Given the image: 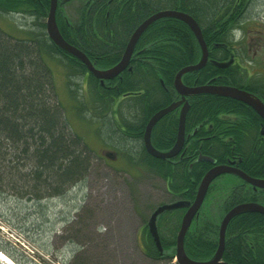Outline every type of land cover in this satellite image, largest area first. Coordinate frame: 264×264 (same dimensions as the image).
Returning a JSON list of instances; mask_svg holds the SVG:
<instances>
[{"label": "rangeland", "instance_id": "1", "mask_svg": "<svg viewBox=\"0 0 264 264\" xmlns=\"http://www.w3.org/2000/svg\"><path fill=\"white\" fill-rule=\"evenodd\" d=\"M21 4L14 6V10L9 14L0 13L1 29L7 35L18 38L40 35V31L32 26L34 21L18 11ZM80 5L81 2L76 0L64 7L70 20L78 21V13L76 16L74 13ZM45 20L47 21V16ZM43 54L45 63L51 70L57 100L70 125L69 130L72 129L84 141L81 146L86 145L87 149H90L92 157L89 161V171L83 180L74 185L57 180V177H51L48 172H44L41 180L46 183L34 180L31 181L32 187L26 179L31 174L35 160L31 153L33 151L29 150L26 142L31 141V138L24 133L30 125L22 127L23 140L26 141L20 145L19 150H16L19 146L15 148V145L0 133V214L8 223L23 230L26 236L49 256H35L33 259L1 235L0 249L17 264L177 263L175 258L169 261L148 256L142 240L141 226L147 223L158 205L176 201L180 196L167 185L164 177L155 173L141 159L131 160L129 155H124L121 151L119 155L116 153L112 156V160L97 155V152L103 153L107 148L100 137L104 135L106 128L114 123H124L123 119L126 118H129L131 123L137 121L134 115L138 111L133 110L130 113L125 109L128 107L126 99L113 103L112 107L117 106L116 112L104 110L100 103L107 107L106 104L99 101L94 93L91 94V88L89 93L81 74H66V70L72 67L66 63L64 55ZM23 60L27 61L26 58ZM28 74L24 72V75ZM43 99L47 102L49 98L45 96ZM20 111L22 112L21 109ZM117 119L121 122L116 121ZM115 128L113 127L110 134H114ZM35 131L41 134L39 129L36 128ZM131 145L134 144H129V148ZM118 147H115V150H118ZM12 167L14 170H11ZM39 174L37 173V176ZM229 176L231 175L223 174L214 180L191 231H194L198 224L201 225V222L219 225L225 212L224 203L230 195ZM59 190L62 192L51 196ZM170 211L163 214L160 223L161 232L167 239L177 234L184 213L179 208ZM172 246L171 250L175 252L176 243ZM0 264L7 262L0 258Z\"/></svg>", "mask_w": 264, "mask_h": 264}, {"label": "trees", "instance_id": "2", "mask_svg": "<svg viewBox=\"0 0 264 264\" xmlns=\"http://www.w3.org/2000/svg\"><path fill=\"white\" fill-rule=\"evenodd\" d=\"M8 1L10 0H0V4L4 2L9 3ZM12 1L17 2V0ZM98 1L97 4H92L91 17L94 10L98 12L100 9V2ZM105 1V8H103L101 14H94V18H97L96 26L98 25L101 28H106L107 31L110 32L114 31L112 39L117 43L115 45L118 47L127 42L129 35L133 31L129 30V24H132L136 20L138 24L139 21L148 16L150 13L162 8L185 9L189 10L193 14H198L201 21L206 22V28L209 30L208 32H210L211 38L216 28L210 23V21L214 18L215 23H217L216 15L221 16L222 14L219 13V10L222 7L224 9L227 6L225 4L227 2L219 3L215 0L211 2L209 1L207 4H213V8L209 7V10L207 9L208 12L201 10V12L195 13L194 8H201L203 6L201 0H113L111 3L107 0ZM0 11H2V9H0ZM86 23L87 20H80L76 22V26H84ZM89 25L88 26L91 28L96 27L93 22ZM181 26H183V24L180 22L176 24L169 22H155L151 25L148 31L144 34V38L145 40L148 39L147 41L149 44L150 42L152 44L151 46H148L149 49L140 52L142 55L140 58L143 59V63L148 60L149 62L152 61L153 65H145L143 69L136 71L134 74L137 75L134 78H125L121 81L122 83L117 82V87L115 89L121 88L122 92H134L135 90L130 87H136L140 90L143 86L147 89L152 87L155 96H157L161 91V83L158 74L163 76V80H165L167 84L169 83L172 85L175 71L183 66L182 62L190 64L195 60V56H197V51L191 52L188 50L190 46L189 38L186 34H184ZM81 30L84 31L88 29L86 27H82ZM81 30L79 31V34L82 32ZM42 31H40V35H36V43H33L34 40H31V43L24 41L28 38L22 39L23 41L20 39L22 42H13L8 39L9 34L7 35L0 28V133L5 134L6 137H4L10 140L16 148L24 137L19 124H22V126H32L25 131L27 137L31 138V141H26L27 146H39L36 151L34 150L31 152L35 160V164L34 168L30 171L31 174H29L26 179L31 183L32 187L33 184L31 181L37 179L38 181L41 180V176L36 178L37 173L45 174L44 172H48L51 177L52 175L57 177V180L74 185L79 182V180H83L88 174L87 172L89 171L90 166L89 161L92 155L89 153L86 145L83 144L84 147L81 146V138L69 130L68 121L63 114L61 104L58 100L56 99L58 103L53 104L51 103L52 96H47L49 92H55L53 86H51L52 78L49 66L46 63L40 66L37 65V63L32 59V56L35 54L34 50L36 51V49L42 54H62L66 57L69 67L72 68L78 63V61L77 59L63 53L62 50L48 38L45 28H43ZM62 34L66 39H68L67 36H72L66 35L65 33ZM79 34L74 36H78ZM76 45L78 47L81 46L80 43H77ZM121 54L122 50L118 54V58H120ZM23 58H26L27 61L23 60ZM162 59H174L175 67L172 66L171 63L167 64V62L165 65H161L163 63ZM153 68H159L162 72L155 71ZM169 68H173L174 71L169 72L167 70ZM150 69L153 71L147 73ZM214 70H216L214 64L204 66L202 69L194 71L196 73L193 74V79L197 83L206 82L205 80L209 79L214 74ZM24 72L29 74L24 75ZM199 74L203 76V79L199 76ZM147 77L149 80H147ZM99 82V79L89 73L87 84L92 90L91 94L94 93V95H96L95 97L99 101L104 102L108 107L112 102V98H110V96L109 98H106L102 97L103 95H97L99 93L98 90L104 91ZM149 82H152L153 85H150ZM185 82L188 83L186 80ZM45 86L46 89H44ZM45 90L46 92H44ZM162 91L163 95H167L166 100L162 101V95L157 99V101H152L149 110H140V112L151 114L152 110L159 108L163 105L162 103H168L170 100V93L164 90ZM106 92L107 91H104V94ZM45 96L46 98H49L47 99V102L43 99ZM142 96H144L143 93L135 96L130 95L129 97L140 99ZM208 99L209 100H206L197 106V108L200 109L199 112L203 115L211 114V111L207 112L205 110L207 108L217 107L216 110H222L223 106L229 105L225 102H230L227 98L226 100L221 98ZM92 100L94 101L95 99ZM15 121H17L18 124ZM123 121L125 125L133 127L135 125L138 126L142 120L138 119L137 121L131 123V120L126 118L123 119ZM171 127L174 129H164L162 133L171 137L176 132L175 123L172 124ZM36 128L39 129V133L41 134H38L35 131ZM66 133L69 138L65 137ZM172 143L173 140L170 138L166 143L157 141L156 144L161 146L167 144V146H169ZM71 146L78 147V149H73ZM80 147H83L87 151V154H84V149L81 148L80 150ZM243 147V144H241L240 148L242 155L246 151V149L244 151ZM214 148V146H208L201 149V152L209 155L214 154L216 156V154L211 151ZM222 148L225 149L227 154L229 153V150H231V148L228 147ZM194 150L197 152V156L200 151L196 147ZM144 153H146L144 154L146 155L144 160L149 168L164 177L167 181V185L171 186L177 196L184 198L189 197V199L194 197L201 177L211 166V164L206 161H198L192 168H189L188 164H176L175 166H172L171 164L166 163L165 160L154 158L147 152ZM55 167H57V169ZM256 168L259 169L257 165L255 166V169ZM11 170H14V167H12ZM41 183L45 184L46 182L41 180ZM61 192L62 191L59 190L56 194ZM232 203L233 198L231 199L229 195L224 203V210L229 209ZM158 218V229L160 231L162 244L164 246L163 250H165V253L163 254L157 249L146 224L142 225L143 244L145 250H147L146 253L151 258L156 260L168 259L171 261V259L174 258V251L171 249L173 247L172 245L175 244L176 234L173 235V238H165L160 229V223L163 215ZM206 221L207 220H204V222ZM200 224L201 225L198 224L194 231L189 232L186 236L185 249L192 258L195 257L196 259H205L214 253L213 251L217 244L219 229L216 224H207V222H201ZM177 227L178 226H176V228ZM263 231L264 214L257 212H245L233 218L228 226L224 259L247 263L245 256H243V250H245L249 253V264H264V239L261 236ZM166 252L170 253V255H167ZM170 264L172 263L170 262Z\"/></svg>", "mask_w": 264, "mask_h": 264}, {"label": "bare ground", "instance_id": "3", "mask_svg": "<svg viewBox=\"0 0 264 264\" xmlns=\"http://www.w3.org/2000/svg\"><path fill=\"white\" fill-rule=\"evenodd\" d=\"M23 1L24 0H17V2L12 1L11 3L10 2L9 3L4 2V3L0 4V9L10 13L14 10V6H18ZM41 1L42 2H38L36 0H27V2H25L26 6L21 8V9H18V11H21V13H24L28 18H30L32 21H34V22H32L33 23L32 26H34V29H37L38 31H42L43 28H46L47 22H45L46 21L45 17L47 15V13L45 12V9H49V5H48L49 0H41ZM52 1L53 0H51L50 4H52ZM209 1L211 2L214 0H201L204 7L202 6L203 8L202 7L201 8L200 7L194 8L195 13H199V12H201V10H205V12H206L207 9L209 10V7L213 8V4H207ZM225 4L227 6H231L232 2H227ZM50 10H51V5H50ZM165 10H174L172 12H178L179 14L183 13V14H186L189 17H191V19L199 26L201 35L203 36V40L205 43L204 46H206L207 50H208L207 61L202 67H200L198 69H187L185 72L182 73L181 79L184 83L185 82L184 79L189 74H195L196 72H194V71H198V70L202 69L207 64H213L214 63L212 58H211L210 50L208 49L207 45H208V43L210 44L216 38L217 35L219 36V39H221V37H223V35L226 33V30H228L229 28H228V25L225 23L222 24L221 26H218L215 23V20L213 18V20L210 21V23L214 27L218 28L219 31H218V33L215 34V32H216V30H215L214 34H212V36L210 38V32H208L209 30H207V28H206V22H202L198 14H193L189 10H185V9L162 8V9H158V10L153 11L148 16H146L141 21H139L138 24H137V20L135 22H133L132 24H129V30L130 31L133 30L131 32V34H133L134 31L143 22H145L148 18H150V16H153L154 14L161 12V11H165ZM54 11H55V19H56L58 28H59L60 32H63V31H61V28H60V26L62 24V19H61L62 17H61L60 12H59V2L58 1L56 4V10H54ZM207 14H209V13H207ZM48 16H47V18H48ZM155 22H157V23L169 22V23H173V24H176L178 22L182 23L183 24V26H181L182 30H183L184 34H186L188 36L189 42H190V46H189L188 50L191 52L197 51V56H195L196 57L195 60L192 61V63H190V64H188L186 62H182L183 66H181L180 68H178L175 71L174 80H173L172 85L169 83L167 84V83L162 82L163 84H161V87H160L161 91L159 92V94L157 96H155V93H154L152 87H149L147 89L146 87L143 86L141 88V90L137 89L136 87H130V88H133L135 90L134 92H128V91L122 92L121 88L115 89L117 87V82L122 83L121 80H118V79H116L112 82L101 84V88L107 92L104 94V91L98 90L99 93L97 95H99V96L103 95L102 97H106V98H109V96H110V98H112V102L110 103V106H108V107H105L102 105V103H100L101 104L100 106L105 108L104 110L110 109V113L116 112V107L115 106L112 107L113 103L119 99H126V100H128L127 104H126L128 107H126L125 109H128L130 113L133 110L138 111V113L135 114L134 117H135V119L142 120L140 122V124H138V126L135 125L137 127L127 126V125H125V123H121V124H115L114 123V125L111 124L112 126H109L108 128H106V132L104 131V135H100V137L104 140V144L107 146L106 149L109 151H119V152L121 151L122 153H125L124 155H129L131 160L134 159V161L137 159H141V161L145 162L144 158L146 157V155H144V154H146V153H144V152H147L152 157L157 158L156 156L152 155L146 149V146H145V135H144V133H145V130H146L148 123L151 120H154L153 123L155 124V126L153 127V131H152V133H153L152 134V141H153V144L155 145L156 148L164 151L163 148H161L163 146L158 145L156 143H157V141L163 142V143H165V141H167V139L170 136L168 137V135H166L162 132L164 131V129H172L173 130L174 128H172L171 125L174 123L176 125V132L170 138L173 141L178 139L179 130H180L179 129L180 128V117H181L182 109L185 106V104H187L186 105L187 106V112H186L185 123H184L185 124L184 125V134L186 135V132H185L186 130H194L195 127L196 128L197 127L202 128V126L204 125V127L206 129H209V131H211V133H212L211 137L212 138H221L218 141H216L215 148L213 150H211L212 152H214L216 154V156L214 154H211V155L208 154V155L213 157L214 161H216V158H218V157H220V158L225 157L227 155V153L225 152V149L220 146L224 142L223 140L225 138H229L231 136H235L239 140V138L242 137L244 132H245V129L243 128L242 123H240L239 119L230 118V116L233 115V113H234L233 110L235 109V112L237 113V115L241 114L242 113L241 107L244 106V103H247V104L249 103L250 105H252L254 107V109L261 116L264 117V112H263L264 107H262L261 104L259 105V103L255 102V101L249 102L248 100H245V99L242 100V99H239L237 97L221 95L218 93H199V94L186 93V94H182L180 91L176 90L177 88L175 85V78H176L177 74L180 72V70H182V68L184 69L190 65L193 66L201 60V58L203 56L202 45L200 44L198 38L195 36L196 34L193 31V29L191 28V25L189 24V22L187 20L180 18L176 15H163L160 17L158 16V19L151 20L149 22L147 28H145V30L141 33L140 37L138 38V40L136 42L139 49H142L141 51L149 49L148 46L149 45L151 46V44H152L151 42L149 44V42L147 41L148 39L145 40L144 34L148 31V29L151 27V25H153ZM34 31L36 32V30H34ZM34 31H32V32L34 33ZM76 34H79V31ZM76 34L74 33V34H72V36H67V38L69 40L68 39H66V40L71 45H76L77 43H80L81 46L77 47L78 50H80L83 54H85L90 59L91 62L93 61L94 57L96 58V57L100 56L97 61L100 60L101 62H104V63H111V64L116 65L122 59V57L118 58V54L122 50V55H124L125 50L128 46L127 42H125V44L121 45L120 47L115 45L117 43L112 39V37L114 36V31H111V32L107 31L106 28L102 29L100 31H97V32L96 31L91 32L89 30H84V31L80 32V34L78 36H74ZM26 38H28V39L24 40V41H28L29 43H31V40L32 41L34 40L33 43H36V41H35L36 40V34L32 35V36H27ZM8 39L12 40L13 42H17V41H21L24 38H22V37L18 38V37H14V36L10 35V36H8ZM128 40H130V39H128ZM123 46H124V48H123ZM178 46H179V44H178ZM34 53L35 54L32 56V59L37 63V65H39V66L44 65L45 64L44 54L39 53V51L37 49H36V51L34 50ZM188 56H189V53H188ZM146 59H148V58H146ZM162 60H163V63L161 65H165L166 62H167V64L171 63L172 66L175 65L174 59H172V60L162 59ZM77 61H78V63L76 65H74V67L72 69L69 68L66 70L67 75H68V73H72V72H77L79 74L87 73V62H85L82 59H77ZM131 65H133L132 69L133 70L135 69V72H136L138 70L143 69L145 67V65L152 66L153 63H150L149 61H145L144 63H142V60H139L138 64H132L131 63ZM173 68L172 69L169 68L167 70L169 72H173L174 71ZM38 69H39V67H38ZM154 70L162 72V70L159 68L154 69ZM164 71H166V70H164ZM136 75L137 74H134V73L130 74L129 73L128 75L125 76V78H129V79L134 78V77H136ZM158 76H159V78H163V76L161 74H158ZM199 76L203 79V76L201 74H199ZM147 80H149L148 77H147ZM209 80H210V78L206 79L205 80L206 82L197 83L195 86H204V85L225 86V87L229 86V87L237 88L238 90L245 92L241 88L234 87V86L229 85V84L220 85V84H216V83L212 82L211 80L210 81ZM167 82H169V81H167ZM149 84L153 85L152 82H149ZM51 86H53V88H54L53 81L51 82ZM87 88L89 89V93H90L91 91H90L88 84H87ZM87 88L85 89L86 94H87V90H88ZM162 90L170 93V97H169L170 100L168 101V103L167 102H166V104L162 103L163 105H161L159 108L153 109L152 112L150 111L151 114L141 113L140 110H144V111L149 110L150 104H152V101H154V100L157 101V99L163 95ZM108 93H110V94H108ZM140 93H143V95H144L140 99H134L135 97H131V98L129 97L130 95L135 96V95H138ZM47 96H52L51 103L56 104L59 102V101L57 102V100H56L57 99L56 92H54V93L49 92ZM208 98H221L224 100H226V98H227V100H229L230 102H225L226 104H229V105L223 106L222 110H220V109L216 110L217 107L207 108L205 110L207 112L211 111V114L203 115L202 113L199 112L200 109L197 108V106L199 104H201L202 102L209 100ZM166 99H167V95H163L162 101L166 100ZM231 99H235L238 101L232 102ZM180 100H182V102L178 106H176L174 108V110H171L170 112H168L166 114L159 115L158 117H155V115L158 114L157 112H159L161 109L166 108L167 106L171 105L172 103H176ZM178 109H180L179 116L177 115ZM110 113H107V115L108 114L110 115ZM63 114L66 118L64 110H63ZM173 115L177 116L175 121L170 120V119H175V117ZM101 116L104 117V115H102V114H101ZM215 117H219V119H218V120H220L219 123L217 124L214 122L213 124H209V122L211 120H213V118H215ZM234 121H236L238 125H237V127H233L232 129H230V123H232ZM15 122L17 123V121H15ZM21 125L22 124H19L20 128L22 129L23 126H21ZM69 126L70 125L68 123V127ZM30 127L31 126H29L28 128H30ZM113 127H116V128H115L114 134L112 135L110 133L113 132ZM28 128H27V130H28ZM71 132H73L72 129H71ZM195 132L192 133L191 137H193ZM24 133L26 135V132H24ZM3 135L6 137L5 134H3ZM65 137L69 138L67 136V133H66ZM241 139L242 138H240V140ZM25 141L26 140L22 139L21 143L18 145L19 147L16 148V150H19L20 145L23 144ZM189 141H193V139L187 140L186 142L184 141L183 146L188 145ZM82 142H84V141L82 140ZM129 144H134L135 146L131 145V147L129 148ZM124 145H127V146L125 147ZM189 145H191V144H189ZM118 146H121V148H119ZM115 147H118L119 149L115 150ZM38 148H39V146L37 147L35 145L33 147V146L29 145L30 151H34V150L36 151ZM71 148L78 149V147H74V146H71ZM81 148H83V147H80V150H81ZM189 148L194 150V146L189 147ZM22 149L25 151V149L23 147H22ZM132 149H134V151ZM88 151H90V149H88ZM86 152L87 151L84 149V154H87ZM162 160H164V159H162ZM208 161H210V160H208ZM214 161H212V162H214ZM238 174H236V175H238ZM42 176H43V174L41 173L36 178H39V177L42 178ZM54 195H57V194H51V196H54ZM245 212H247V211H245ZM245 212H242V213H245ZM248 212L260 213L259 211H256V210H249ZM0 220L4 223H7L8 225H10V228L12 231L17 232L18 234H25L23 232V230H21V229L17 228L16 226L8 223L2 214H0ZM195 220L196 219L193 218L191 225L189 227L188 233L191 231V226ZM261 236L264 239V231L261 233ZM30 241H32V240L30 239ZM217 247H218V243L216 244L214 251H216ZM243 253H244L243 256H246L247 253L245 250H243ZM0 258L4 261H8L11 264H17L2 250H0ZM247 258H248V256H247ZM197 260H201V259H197Z\"/></svg>", "mask_w": 264, "mask_h": 264}, {"label": "flooded vegetation", "instance_id": "4", "mask_svg": "<svg viewBox=\"0 0 264 264\" xmlns=\"http://www.w3.org/2000/svg\"><path fill=\"white\" fill-rule=\"evenodd\" d=\"M36 1L42 2L41 0ZM65 1L66 2H64L63 0H59V12L62 17V24L60 28L61 31H63L62 33H65L66 35H72L74 33L76 34L81 30L82 27H86L91 32H97L96 28L89 27V24L93 22L94 26H96L97 18H94V14H101L103 8H105V0H79L81 2V5L78 9H75L76 11L74 13V16H76V14L78 13V19L85 21L87 20V23L84 26H76V24H74V22L70 20L68 11L64 9L66 5L73 3L76 0ZM97 1L100 2V9L98 12L94 10L91 17L92 4H97ZM107 1L110 3L113 2V0ZM215 1L219 3L232 2L231 6H226L224 9L222 7L219 10V13L222 14L221 16L216 15V24L218 26H221L225 23L228 25L229 29L227 28L228 30H226V33L223 35V37H221V39H219V36L217 35L210 44L208 43L207 46H209L211 58L229 62L226 67H215L216 70H214V74L210 77V80L216 84H229L234 87L241 88L248 95L247 97L249 100H259L262 103V107H264V0ZM8 2L11 3L12 0ZM25 2H27V0H24L22 2L21 8L26 6ZM50 2L51 0H49L48 2L49 9H45V12L47 13L46 16L49 15L48 13L51 5ZM0 13L9 14L4 10L0 11ZM215 30V34L218 33L219 29L216 28ZM140 52L141 49L135 48V53L129 61L128 65L116 76L115 79L123 81L126 75H128L129 73H135V69H132L133 65H131V63L138 64L139 60L143 61V59L140 58L142 56ZM99 57L100 56L93 58L95 64L97 66L105 65L106 63L101 62L100 60L97 61ZM120 57H122V54ZM150 63L153 62L150 61ZM152 71V69L148 70V72ZM88 72L84 74V79L86 80H88L89 77ZM185 80L188 81V83H186L190 86H194L197 84V82L193 79V74H189L188 77L184 79V81ZM109 82H112V79ZM160 83L163 84L161 80ZM164 83H166L165 80ZM231 100L232 102L238 101L235 99ZM241 108V114L237 115L234 109V113L230 116V118L239 119L240 123H242V126L245 129L243 136L240 137L242 139L240 140L239 138L238 140V138H236L235 136L225 138L223 140L224 142L220 146L231 148V150H229V153L225 157L216 158V161L214 162L208 161V163L211 164L209 169L214 165L222 164L231 166L233 169V171L228 172L229 175H231L229 176L228 184L231 194L230 197L231 199L233 198V203L230 206L231 208L235 207L236 205L242 204L243 202H253L264 205V185H262V180H264V117L261 116L249 103H244V106H242ZM177 112V115L179 116L180 109H178ZM173 116L175 117V119H170L171 121L176 120L177 116ZM218 119L219 117L213 118V120H211L209 124H213L214 122L218 124L220 121ZM237 125L238 124L236 121L230 123V129H232L233 127H237ZM185 132V142L190 139H193V141H189L188 145H182L181 151L179 153L164 160L166 161V163L171 164L172 166H175L176 164H188L189 168H192L199 160L198 158L201 154V149L208 146L215 147L216 141L221 138H212L211 131H209V129H206L204 125L202 126V128L195 127L194 130H186ZM193 132L195 133L193 137H191ZM169 139L165 141V143L168 142ZM175 142L176 140H174L171 145L167 146L166 144L161 148H163V150L169 149L174 146ZM241 144H243L244 146V151L246 149L245 153L243 151V155L240 148ZM193 146L194 148H198L200 151V154H197V156V152L189 148ZM103 154L107 157L115 156L114 152L104 151ZM256 165L259 167V169H255ZM239 172H242L244 175L242 176ZM246 253L247 254L245 257L247 263L235 262L231 260L226 261L234 264H249V253L248 251H246Z\"/></svg>", "mask_w": 264, "mask_h": 264}, {"label": "water", "instance_id": "5", "mask_svg": "<svg viewBox=\"0 0 264 264\" xmlns=\"http://www.w3.org/2000/svg\"><path fill=\"white\" fill-rule=\"evenodd\" d=\"M58 0H53L52 4H51V10L49 12V16L47 19V31H48V35L50 37V39L53 41V43H55L56 45H58L61 49H63L64 51H67L68 53H71L73 55H76L77 58L84 60L85 62H87V66L88 68L92 71V73H94L97 77L99 78H110V77H114L115 75H117L121 70H123L127 64L129 63L131 54L133 52L134 46L138 40V38L140 37L141 33L145 30V28H147L149 22L153 19H158V16H163V15H176L180 18H183L185 20H187L189 22V24L191 25V28L193 29V31L195 32V36L198 38L200 44L202 45V51H203V56L201 58V60L196 63L195 65H190L187 66L186 68H182V70H180V72L177 74L176 78H175V85H176V90L180 91L182 94H186V93H194V94H199V93H218L221 95H226V96H232V97H237L239 99H245L248 100L249 102L251 101H255V100H249L248 99V95L241 91L238 90L237 88H233V87H229V86H213V85H204V86H187L183 83L181 76L182 73L185 72L187 69H198L200 67H202L208 58V50L207 47L204 46V40H203V36L201 35L200 32V28L199 26L191 19V17H189L186 14L183 13H178V12H172L174 10H165V11H161L158 12L156 14H154L153 16H150V18H148L145 22H143L132 34L131 38H129V43L128 46L125 50V53L122 57V59L120 60V62L118 64H116L115 66H113L110 69L107 70H100L97 69L93 63L90 61V59L83 54L80 50H78L77 47H75L74 45H71L61 34L56 19H55V11L56 10V4H57ZM214 62V61H213ZM215 63H217L218 65H224V63H220L218 61H215ZM222 65V66H223ZM225 66V65H224ZM184 97V96H183ZM182 102V100L176 102V103H172L171 105L167 106L166 108L161 109L159 112H157L158 114L155 115V117H158L159 115H163L166 114L168 112H170L171 110H174V108L176 106H178L180 103ZM255 102L262 104L259 100H256ZM187 104H185V106L182 109V113H181V117H180V130H179V136L178 139L176 140L174 146L168 150H159L158 148H156L154 146V144L152 143V131H153V127L155 126V124L153 123L154 120H151L145 130V146L146 149L154 156L156 157H160V158H167V157H171L177 153H179V151L182 148L183 142H184V123H185V116H186V112H187ZM199 159H204V160H210V161H214L213 157L209 156V155H200ZM233 171L231 166L228 165H214L212 168H210L202 177L198 190H197V194L195 197L194 201H190V200H185V199H180L174 202H170V203H164L159 205L151 214L149 221H148V228L149 231L151 233V235L154 238V241L156 243V246L158 247L159 251L161 253H163V245L161 242V237L159 234V230H158V225H157V220L160 214H162L165 211L171 210V209H176V208H182V207H187V211L185 212L182 220H181V224L179 227V231L177 234V238H176V254H175V260H177V262L179 264H234V263H229L226 261H222L221 259L223 258V252L225 249V244H226V229L228 226V223L230 222V220L245 211H249V210H256V211H260L264 213V205L258 204V203H242L239 205H236L235 207H232L226 214H224V217L220 223V227H219V240H218V247L215 251V253L213 254V257L207 259V260H195V259H191V257H189V255L186 253L185 248V239L189 230V227L191 225V222L194 218V216L196 215L197 211L199 210L205 196L206 193L208 191L209 188V183L212 182V180L218 176L221 173L224 172H231ZM241 175L243 176L244 174L242 172ZM262 185H264V180H262Z\"/></svg>", "mask_w": 264, "mask_h": 264}, {"label": "built area", "instance_id": "6", "mask_svg": "<svg viewBox=\"0 0 264 264\" xmlns=\"http://www.w3.org/2000/svg\"><path fill=\"white\" fill-rule=\"evenodd\" d=\"M0 227L2 229H4L9 234V236H12L17 241H20V243H23V237H22V235L21 234H18L17 232L12 231L11 228L10 227H7L5 225V223L2 222L1 220H0Z\"/></svg>", "mask_w": 264, "mask_h": 264}]
</instances>
